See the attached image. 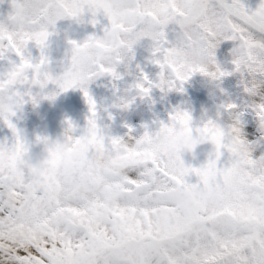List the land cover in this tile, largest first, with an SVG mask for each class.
Instances as JSON below:
<instances>
[{"label":"snow or ice","instance_id":"snow-or-ice-1","mask_svg":"<svg viewBox=\"0 0 264 264\" xmlns=\"http://www.w3.org/2000/svg\"><path fill=\"white\" fill-rule=\"evenodd\" d=\"M11 7L6 20L0 21V59L14 53L19 62L10 61L11 68L0 74V119L14 139L11 146L0 143V155L5 147L27 148L11 117L28 101L36 103L31 89L42 80L57 83L45 49L58 20L80 19L88 11L95 25L102 11L109 21L103 37L70 41L71 64L94 69L87 83L104 74L119 79L115 65L121 60L120 50L131 52L145 37L154 42L153 62L160 74L169 76L168 90L182 91L198 70L196 65H182L179 52L183 49L195 58H206L205 37L249 44L247 52L232 61L235 72L249 75L258 63H264V37H251L243 29L249 12L241 0H11ZM256 11H264V0ZM170 25L175 32L172 43L166 34ZM30 42L41 52L36 63L25 55ZM230 74L216 64V78ZM87 83L65 79L58 84L61 91L80 87L91 113L86 127L93 133L91 141L73 135L76 129L67 121L66 130L77 146L71 171L54 165L49 182L28 203L18 204L0 168V264H264V155L248 154V187L234 181L233 154L247 145L237 124L229 128L233 144L216 132L211 119L195 128L213 146L200 167L166 152L128 175L99 178L90 168L92 144L111 150L124 139L103 134ZM134 87L142 97L152 87L164 90L146 75ZM245 91L255 94V85L246 86ZM225 107L231 111L236 105ZM254 111L264 119V104L256 105ZM182 119L192 117L177 110L158 130H167ZM150 134L144 131V136ZM42 139L36 137V141ZM225 154L227 158L222 159ZM191 175L198 178L196 183L189 182ZM189 184H195L200 195L185 205L176 194Z\"/></svg>","mask_w":264,"mask_h":264},{"label":"rangeland","instance_id":"rangeland-1","mask_svg":"<svg viewBox=\"0 0 264 264\" xmlns=\"http://www.w3.org/2000/svg\"><path fill=\"white\" fill-rule=\"evenodd\" d=\"M11 11V0H0V21L6 20ZM91 19V13L85 11L80 19L64 18L56 22L54 29H50L53 34L48 39L45 55L48 56L54 73H61L70 66V41L82 43L92 35L103 37L104 29L109 27L107 17L101 11L95 17V25L90 22ZM173 27L170 25L166 29L170 43L175 42ZM153 47L154 42L150 38H142L133 45L132 51L128 52L124 61L115 65L119 79L104 74L87 83V90L96 103L97 124L108 136L121 137L124 140L137 138L146 130H158L161 122L167 124L169 115L179 110L187 111L191 115L194 127L202 126L209 119L219 122L226 129L237 124L240 137L252 149L253 158L264 154V127L259 124L254 111L256 105L264 104V83L257 85L255 94L245 91V87L252 84V78L247 73L242 75L234 71L233 41L224 40L215 49L216 64L221 70L231 74L216 81L218 88L213 97L209 96L210 86L207 78L195 73L183 84L182 91H161L158 87H152L147 96L137 95L134 104L127 110H122L116 103L118 96L126 90L138 93L134 86L143 80L144 75L153 84L160 78L161 69L153 62ZM25 55L36 63L41 52L30 42ZM10 61L18 63L19 57L9 53L6 59H0V74L11 68ZM37 91V87L31 89L34 96ZM228 104L236 105V108L228 111L225 107ZM90 116L89 105L81 88L74 87L60 91L53 103L43 101L34 104L28 101L16 110L11 120L24 141L28 145H34L37 136L54 138L60 135L67 128V121H71L76 129L73 135H81ZM129 129L132 131L129 132ZM13 139L12 131L0 119V143L6 142L11 146ZM34 151H39V146L35 147ZM212 151L213 146L210 143L201 145L194 157H185V163L200 167L207 162ZM226 158L227 154L222 159ZM188 180L190 183H196L198 178L191 175Z\"/></svg>","mask_w":264,"mask_h":264},{"label":"clouds","instance_id":"clouds-1","mask_svg":"<svg viewBox=\"0 0 264 264\" xmlns=\"http://www.w3.org/2000/svg\"><path fill=\"white\" fill-rule=\"evenodd\" d=\"M207 25L208 21H203ZM215 27V26H213ZM243 29L249 33L251 37H264V11H254L244 17ZM206 49L207 56L204 59H198L192 54L181 49L179 57L182 65L192 66L196 65L197 71L202 76L207 78L210 86L209 96L215 95L218 84L213 73L216 71V60L212 53L222 42L221 39L208 40ZM249 44L245 42H234L232 49L233 59H239L247 52ZM128 54L126 50H120V62ZM106 60L110 58H105ZM67 73H54L53 78L57 83H51L47 79L42 80L36 87L38 91L35 94L36 103L48 101L53 103L60 93L58 86L60 81L65 79L84 81L87 83L89 72L94 69L90 66L72 65L67 67ZM202 69V71H201ZM247 71V69H245ZM252 78V84L255 89L258 84L264 83V63H258L255 68L249 72ZM169 76L164 73L160 74L159 80L156 84L168 90L167 84ZM54 85L55 87H49ZM139 93H133L131 90H126L122 95L117 97L116 103L122 110H127L136 100ZM259 124L264 127V119H259ZM213 126L218 134L229 143H236L229 128L226 129L219 122L213 121ZM192 120H179L171 125L167 130H156L151 132L149 136L139 135L135 139L122 140L117 146L111 150L103 149L98 144H92L90 156V168L94 175L99 178H108L115 173L121 175H128L132 170H139L146 161H151L153 157L161 153L170 152L178 156L185 162V157L195 156L197 149L209 142V137L202 132L195 130ZM105 136L108 133L103 131ZM87 137L89 141L92 140L93 133L89 129H85L81 134ZM39 146V151H34V148ZM252 153L249 145L239 146L238 150L233 154L234 159L232 163L233 179L242 187H248L251 183V172L247 165L248 154ZM264 155V154H262ZM77 158V146L72 135L65 129L60 135L56 137H44L41 141H36L34 145H28L25 149L8 148L5 147L2 155H0V168L3 169L7 176L10 185L13 189V199L18 204L28 203L36 191L42 188L49 182L54 171V165L60 168L71 171L74 166V161ZM199 188L195 184H189L183 187L182 190L176 194L177 200L185 205L191 204L199 198Z\"/></svg>","mask_w":264,"mask_h":264},{"label":"water","instance_id":"water-1","mask_svg":"<svg viewBox=\"0 0 264 264\" xmlns=\"http://www.w3.org/2000/svg\"><path fill=\"white\" fill-rule=\"evenodd\" d=\"M241 3L245 6V9L250 13L256 11L261 4V0H241Z\"/></svg>","mask_w":264,"mask_h":264}]
</instances>
